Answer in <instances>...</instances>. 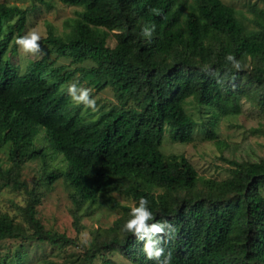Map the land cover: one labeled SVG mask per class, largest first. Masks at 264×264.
Wrapping results in <instances>:
<instances>
[{
    "label": "trees",
    "instance_id": "trees-1",
    "mask_svg": "<svg viewBox=\"0 0 264 264\" xmlns=\"http://www.w3.org/2000/svg\"><path fill=\"white\" fill-rule=\"evenodd\" d=\"M58 1L77 7L75 16L61 30L46 23L39 41L45 51L23 72L13 61L15 39L34 5L0 2V151L7 153L0 189L27 194L19 218L0 209V242H44L66 264H119L115 252L135 264H157L146 258L144 241L123 230L130 206L144 197L155 221L176 229L163 245L171 264H264V155L229 159V175L216 178L199 174L183 154L161 150L165 131L170 140L188 143L199 125L222 145L214 130L218 117L240 114L245 101L264 114V0L249 14L223 0ZM145 26L154 28L151 37ZM229 54L240 70L227 61ZM59 58L75 66L57 64ZM72 82L95 91L109 86L117 103L83 110L67 93ZM39 128L63 166L35 145ZM36 160L40 166L28 183L23 168ZM58 179L72 189L77 234L82 216L101 203L122 214L97 227L87 243L46 227L37 207L42 188ZM70 246L80 251L67 255ZM15 257L26 264L19 250ZM0 264H11L7 253L0 251Z\"/></svg>",
    "mask_w": 264,
    "mask_h": 264
},
{
    "label": "rangeland",
    "instance_id": "rangeland-1",
    "mask_svg": "<svg viewBox=\"0 0 264 264\" xmlns=\"http://www.w3.org/2000/svg\"><path fill=\"white\" fill-rule=\"evenodd\" d=\"M8 4H17L21 7L34 5V9L28 14L25 30L23 35L30 29L36 28L43 35L46 31V23L51 22L57 29L64 28L63 21L66 18L73 17L77 7L68 6L54 1V6H47L39 0H0ZM233 5L236 9L242 10L245 14H249V9L256 3L261 4V0H223ZM252 25L251 23H249ZM115 31V30H114ZM110 42L113 39H109ZM36 55L25 54L18 48L15 51L14 63L17 65L18 71L23 72L30 62L39 58L44 53ZM52 59L54 55L50 56ZM57 64H68L70 67L75 65L69 63V59H55ZM81 87L91 89V95L96 100V110L102 106V109L109 108L117 103V99L113 95L110 87H106L101 91H95L90 84L84 83ZM72 101V99H71ZM73 102V101H72ZM194 115H200L196 108H192V104L186 106ZM83 110H86L83 107ZM92 110V109H91ZM84 112V111H83ZM40 129V128H39ZM167 130V129H166ZM214 130L218 137L224 141L220 146L213 140L206 137V130L200 125L195 128L194 138L191 142L181 143L170 140L168 132L165 131L164 141L161 150L164 154L180 153L186 156L195 166L198 173L204 176H213L216 178H224L229 175L230 163L229 159L236 160H257L264 155V114H260L257 109L252 108L245 101L243 111L240 114L218 117ZM35 145H43L48 154L56 155L53 159L54 164L64 165L61 154L54 153L48 146L47 139L43 130L35 138ZM6 151H0V160L5 161ZM0 161V163H3ZM51 162V161H50ZM40 166V161L28 162L23 168V177L29 183L34 180L36 169ZM72 189L62 179H58L53 185L42 188L41 201L37 207V214L42 223L48 227L57 229L67 233L71 237L78 236L80 241L87 243L92 239L97 227L104 229L109 227L113 220L122 214L119 207L113 208L105 203H101L100 207L81 218L82 229L77 234L73 226L72 209L74 207L70 198ZM26 193L22 188L2 187L0 189V209L8 212L10 215L19 218L22 208L26 201ZM119 203L132 204L129 198L117 196ZM83 207L81 211L85 210ZM19 250L22 254V260L26 264H66L68 260L63 258L56 249H52L47 243L39 242L34 239L29 241H21L18 239H6L0 242L1 253H7L11 264H16L15 253ZM79 247L70 246L66 254H77ZM65 254V255H66ZM111 256L119 264H135L117 252ZM94 264H101L96 260Z\"/></svg>",
    "mask_w": 264,
    "mask_h": 264
},
{
    "label": "clouds",
    "instance_id": "clouds-1",
    "mask_svg": "<svg viewBox=\"0 0 264 264\" xmlns=\"http://www.w3.org/2000/svg\"><path fill=\"white\" fill-rule=\"evenodd\" d=\"M153 31L154 28L147 26L142 29L146 37H151ZM41 38V32L32 28L24 35L18 36L15 39V44L25 54L36 55L42 51L39 43ZM226 59L235 69H241V63L233 55L229 54ZM67 93L76 104L83 105L86 109L96 110V100L91 95V89L81 87L77 82H72L67 87ZM148 203L146 198L141 197L138 204L133 203L130 206V218L124 223L123 230L131 233L137 241H144L143 252L148 260H155L157 264H171L172 253L171 251L165 253L163 245L172 238L176 229L167 220L155 221ZM166 228H170L171 231L165 232Z\"/></svg>",
    "mask_w": 264,
    "mask_h": 264
}]
</instances>
